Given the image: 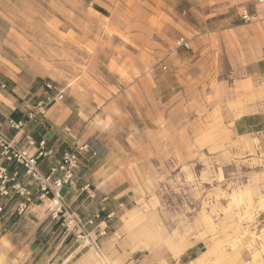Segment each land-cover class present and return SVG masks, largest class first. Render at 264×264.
<instances>
[{
  "label": "rangeland",
  "instance_id": "rangeland-1",
  "mask_svg": "<svg viewBox=\"0 0 264 264\" xmlns=\"http://www.w3.org/2000/svg\"><path fill=\"white\" fill-rule=\"evenodd\" d=\"M249 2L216 0L207 22L253 24L239 15ZM191 3L0 0V67L41 76L62 100L93 90L99 108L90 121L105 141L80 156L94 152L91 166L105 170L92 208H103L105 226L96 246L67 235L51 205L53 229L35 241L30 229L3 233L0 264H264V124L236 135V114L221 106L243 67L229 57L235 35L221 40L223 58L196 74L210 72L212 87L192 88L176 73L177 53L188 50L170 47L178 22L193 20Z\"/></svg>",
  "mask_w": 264,
  "mask_h": 264
},
{
  "label": "crops",
  "instance_id": "crops-1",
  "mask_svg": "<svg viewBox=\"0 0 264 264\" xmlns=\"http://www.w3.org/2000/svg\"><path fill=\"white\" fill-rule=\"evenodd\" d=\"M190 1L192 3L188 11H192L193 20L185 19L186 21L178 22L181 30L176 37L187 38L190 49L177 53L174 62L179 67L176 73L181 72L182 77H186L188 85L192 84V88L196 83L212 87L214 79L210 72L208 74L203 72L202 79L196 74L200 66L221 60L223 58L221 50L225 48L223 44L221 45V40L226 41L228 37L231 38V34L235 35L236 38L230 41V49L233 51H230L229 57L236 65L243 67H238L236 71L241 77L233 81L236 89L234 97H231V100L222 99L227 101H222L221 106L229 103L231 112L236 114L233 117V131L236 135L262 130L264 117H261V120L259 117L263 115L260 108H264V20H254L250 25H230V18L227 17L207 22L209 13L213 9H211V3L216 0L205 3L197 0ZM249 4V10L253 11L254 4L251 0ZM218 13H225V10H219ZM249 27L252 35L242 37L241 31ZM47 82L41 76L12 73L0 67V85H5V88L0 87V134L12 139L19 146L28 147L29 153H34L37 143L44 139L50 154L38 161V168L43 175L48 174L49 168L56 165L62 154L74 143L86 145L87 151H94L96 141L102 144L105 142L101 138L98 139L96 128L90 121L94 109L99 108L94 91L78 89V93L71 94L72 101H68L67 96L62 101L49 103L47 97H52L56 90L46 89ZM222 82L226 81L219 80V83L217 81V86L225 89V84ZM39 104H44L45 108L39 109ZM30 113H34L32 118L28 117ZM12 121H22L23 125L21 128H15ZM27 136L34 141L35 145H28ZM83 152L85 151L80 154ZM91 156L88 159L84 158V154L80 157V165L74 172L72 182L60 188L59 199H53L50 196L41 197L42 192L38 183L25 174L22 166L6 161L0 153V167L6 168L8 174L14 178V181L8 183L9 195L1 197L0 200L4 204V214L0 221V237H6L5 235L12 232L18 235L30 229V239L35 241L47 230V226L52 225L48 231L53 229L55 221L52 216H49L52 208L50 211H47V208L51 205L55 206L54 203L65 204L77 210L83 217L92 214L95 211L92 208L100 199L98 198L99 186L105 183L99 181L105 170L101 168V165L96 168L91 166H95L91 164L94 161ZM15 181L25 185L32 194V203L22 215L12 212V208H15L19 200L11 190V185ZM86 184H91L97 189V198L94 199V196L89 195L92 189L86 187Z\"/></svg>",
  "mask_w": 264,
  "mask_h": 264
},
{
  "label": "built area",
  "instance_id": "built-area-1",
  "mask_svg": "<svg viewBox=\"0 0 264 264\" xmlns=\"http://www.w3.org/2000/svg\"><path fill=\"white\" fill-rule=\"evenodd\" d=\"M254 4L253 11H250L247 7H242L240 12V19L247 23L254 20H264V0H251ZM178 49H190V43L187 38L180 36L176 38L170 47V51L174 52ZM163 69H166L165 65H162ZM0 87L5 88L4 84ZM45 88L48 90H56L55 94L47 97L49 103L55 101H62L64 94L63 90L56 89L55 86L47 82ZM39 109H44V104L38 105ZM41 110V112H42ZM34 113L28 114L29 118H32ZM12 125L15 128H21L22 121L13 122ZM28 145H35L34 141L29 136L26 137ZM0 153L3 159L9 162H15L22 166L25 174L29 176L31 180L38 183L39 189L42 192L41 197L48 198L52 195L53 199H59V190L63 185L70 184L73 180L74 172L80 165V156L82 151H87L86 145H79L74 143L72 147L66 150L56 165L49 168L48 174L43 175L38 168V161L50 154V150L46 148V141L44 139L37 143L34 153H29L28 147L19 146L12 139H8L0 134ZM92 155H95L92 152ZM14 181V178L10 176L4 167H0V200L1 197L9 195L8 183ZM86 187H89L86 184ZM11 190L18 196V202L15 208H12V212H16L18 215H22L26 209L32 203L31 191L23 184L15 181L11 185ZM91 197L94 196L93 192H90ZM52 210L53 216L60 214L61 225L64 232L74 237L77 241H83L85 245L95 247L96 239L98 236L104 234L105 226H100L104 223V219H100V211L93 214L80 217L74 209L62 203H55ZM4 214V204L0 201V221ZM110 217V214H107Z\"/></svg>",
  "mask_w": 264,
  "mask_h": 264
}]
</instances>
